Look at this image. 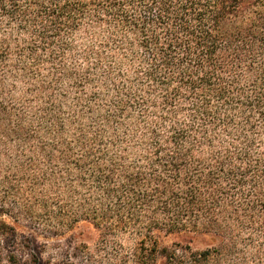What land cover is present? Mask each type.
<instances>
[{
	"label": "trees",
	"instance_id": "1",
	"mask_svg": "<svg viewBox=\"0 0 264 264\" xmlns=\"http://www.w3.org/2000/svg\"><path fill=\"white\" fill-rule=\"evenodd\" d=\"M2 214L92 223L109 264H264V0H0Z\"/></svg>",
	"mask_w": 264,
	"mask_h": 264
},
{
	"label": "rangeland",
	"instance_id": "2",
	"mask_svg": "<svg viewBox=\"0 0 264 264\" xmlns=\"http://www.w3.org/2000/svg\"><path fill=\"white\" fill-rule=\"evenodd\" d=\"M1 218L16 227L17 235L14 238L0 240V264H109L116 261L91 258L86 255L84 246L93 249L99 246V232L92 223L80 222L62 235H49L42 229L33 228L25 220L15 222V218L9 214H2ZM30 237L33 240H30ZM190 239L194 246L203 247L210 242L211 237L209 235L196 237L170 235L164 238V242L172 244ZM75 251H78L77 255L74 254ZM11 255H16V262ZM121 262L123 260L117 263Z\"/></svg>",
	"mask_w": 264,
	"mask_h": 264
}]
</instances>
